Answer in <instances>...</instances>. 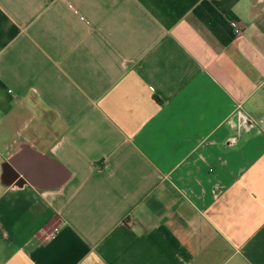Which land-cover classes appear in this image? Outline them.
<instances>
[{"label":"crops","instance_id":"obj_1","mask_svg":"<svg viewBox=\"0 0 264 264\" xmlns=\"http://www.w3.org/2000/svg\"><path fill=\"white\" fill-rule=\"evenodd\" d=\"M0 264H264V0H0Z\"/></svg>","mask_w":264,"mask_h":264},{"label":"built area","instance_id":"obj_2","mask_svg":"<svg viewBox=\"0 0 264 264\" xmlns=\"http://www.w3.org/2000/svg\"><path fill=\"white\" fill-rule=\"evenodd\" d=\"M233 26L235 27L237 33H239L241 31L239 26H238V24H237V22H233ZM58 231H59V227H55L54 228V233H57Z\"/></svg>","mask_w":264,"mask_h":264}]
</instances>
